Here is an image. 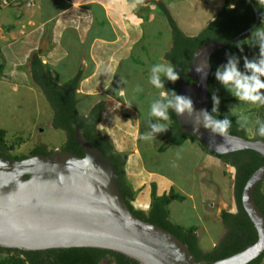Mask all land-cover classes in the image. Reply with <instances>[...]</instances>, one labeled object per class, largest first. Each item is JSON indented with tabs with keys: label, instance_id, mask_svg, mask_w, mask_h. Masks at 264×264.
<instances>
[{
	"label": "water",
	"instance_id": "obj_1",
	"mask_svg": "<svg viewBox=\"0 0 264 264\" xmlns=\"http://www.w3.org/2000/svg\"><path fill=\"white\" fill-rule=\"evenodd\" d=\"M253 25L222 43L212 41L193 52L180 79L177 93L188 95L196 110L207 109L208 75L201 80L197 70L210 64L217 51L250 33ZM192 82L185 84V78ZM208 110V109H207ZM174 113V112H173ZM179 129L194 136L213 155L250 150L264 157V141L229 135L212 137L201 127L195 131L185 117L174 113ZM75 143L84 156L60 151L21 160L0 156V248L20 251L91 248L111 251L136 264H199L187 246L171 233L137 219L126 205L111 162L88 142L77 127ZM264 181V166L247 180L241 205L257 233V241L243 251L210 264H248L264 251V215L253 193Z\"/></svg>",
	"mask_w": 264,
	"mask_h": 264
},
{
	"label": "rangeland",
	"instance_id": "obj_2",
	"mask_svg": "<svg viewBox=\"0 0 264 264\" xmlns=\"http://www.w3.org/2000/svg\"><path fill=\"white\" fill-rule=\"evenodd\" d=\"M20 1L22 2L23 9L11 8L10 4L3 6L4 9L2 8L0 13V21L3 20L4 23H10L13 17H18V13H25L31 10L25 6V0ZM46 1L48 2V0H36V3H47ZM119 2V6L124 7L125 11L128 9L127 11L131 12L129 10L133 11L137 8L133 14L135 17H137L136 12L138 15L140 14V17H137V19L139 18V24L137 26H133L130 24L129 20H125L126 27H121L122 30L119 32L118 42L108 46L112 48H104V46L100 44L102 48L94 46L93 49L90 50L87 49L88 43H85L86 39L84 44H80L75 43L69 37L67 38V52H69V55L71 57L75 54L82 55L85 60L82 64L81 61L76 64L75 58L71 60L70 56H68V58L64 57L66 51H64V48H60L57 51V55L54 56L52 62H50V67L52 66V68L50 69L48 67L47 69L48 72L51 73L54 82L58 83V85H63V83L73 78L77 73L81 74V79L78 82L75 93L76 91L79 92L77 93L78 97L81 95L79 101H85L88 97L87 108L91 109L96 101H101L105 104L104 114L101 116L107 121L104 120L105 123L101 124L102 130L110 134L117 133V131L122 130V125L118 123V118H121L122 121H131L130 117H133L138 121L139 117L137 116V112L140 111V114L142 113L143 116V121L141 123L142 130L139 132L142 134L147 130L150 104L154 99L158 98L159 92L163 91L162 89H156L149 83L150 68L156 63L165 61L164 54L171 44L169 28L167 25L165 27L166 21L156 10L157 5H164L181 31L187 36H193L215 19V16L224 5L225 0H132V2L129 0H122ZM236 3L237 0H229V7H235ZM36 6L37 5L34 4V9ZM57 6L60 7L61 5ZM44 14H46V11ZM145 15L147 19L148 16H150V21H148V19L147 22L143 19ZM74 16L78 17L80 15H73L72 12H69L67 19H71ZM135 17H133V19H135ZM140 20H142V22H140ZM84 25L85 23L83 22L81 27ZM142 27H144L143 30ZM46 30L47 29L44 28L42 29L43 35L46 33ZM69 35H71V33H69ZM53 46L54 43L51 49L44 43L34 51H42L44 49L43 51H47L46 54H48L54 50ZM147 46H150L151 53L147 51ZM116 48L120 49V53L116 51ZM34 51L26 56L28 59L27 61L30 60V55ZM156 52L159 54L158 56H154ZM128 54H131V58H129L131 60H123ZM44 55H42L43 58L41 57V59L48 61L49 58L47 59ZM21 56L24 55L21 54ZM143 58H145V60ZM119 60H122L121 64ZM27 61V64L18 67L21 68V75L13 71L16 70L17 66H13L10 63V65L6 66L0 73V129L4 130L6 133L5 140L7 144L13 147L9 154L13 156L24 155L29 157L30 151L38 145H44L49 152H60L65 143L66 136L64 132L53 127L52 109L50 108L46 95L42 94L32 81L29 75L30 72L28 73L29 62ZM88 61L95 63L99 61L100 69H98V71L101 72L100 78H103L102 81L99 79V76H96L95 80H90L88 79L89 77L82 78V72L79 70L80 67L87 72V74L95 71V65L93 63L90 65ZM0 62L5 65L4 58H2ZM116 62H119L120 66L115 65ZM117 67L118 74L116 75ZM146 68L149 69L146 70ZM106 70L107 74L110 76L107 88L105 87V81L108 79L105 75ZM25 71L27 73H25ZM142 71L143 74L141 73ZM114 72L116 79L111 82V74L114 75ZM166 83L167 80H164L165 85ZM218 84L220 83L218 82ZM98 85L100 87H97ZM137 87L142 88L143 91L137 92ZM113 92H115L114 95ZM118 97L125 98V100H121ZM123 102H127L128 106L130 108L132 107L135 111L125 109L123 107L125 106ZM87 108L81 105L77 107L80 114H83L85 111L84 109ZM98 132L101 136L107 138L109 136L100 131ZM131 133V127L128 125L127 134L131 135ZM168 134L170 135L168 131L159 134L157 139L151 141L150 144H159L161 139L166 138ZM128 138L131 139L132 136H128ZM140 144L142 147L143 145L145 147V144H148V142L140 140ZM168 144L169 143H166V145ZM142 155L143 158L147 160L148 167L151 168L152 171H158L170 177L169 183L171 185L185 188L188 185L190 187V183L196 181V184H194L195 186L202 184L207 193L208 190L213 192L211 194L206 193L203 199L205 200L203 206L206 208L204 211L200 209V214L203 216H200L202 223L198 225V239H200L201 242L205 241L202 237L204 236L211 244H216L222 239L225 230L220 222L221 213H229L234 209L233 207L235 205L233 194L234 170L229 165H224L220 160H218L219 163L218 161L211 164L199 163L198 155L188 148V146H169L163 155H156L155 149L152 151L146 146ZM175 189L176 191H180L177 188ZM262 190L264 192V186ZM178 202L181 201L171 200L168 206L169 218L171 221L186 227L194 225L196 222L194 216L195 211H189L187 204H178ZM135 209L143 212H147L148 210L147 207ZM198 212L199 210L197 209L196 213ZM217 226L218 230L215 228ZM262 264H264V260Z\"/></svg>",
	"mask_w": 264,
	"mask_h": 264
},
{
	"label": "trees",
	"instance_id": "obj_3",
	"mask_svg": "<svg viewBox=\"0 0 264 264\" xmlns=\"http://www.w3.org/2000/svg\"><path fill=\"white\" fill-rule=\"evenodd\" d=\"M251 4L254 5L258 12V25L252 32L243 35L237 41L217 51L209 59L211 69L207 82V109L211 112L213 107L211 97L213 91H215L221 100L219 106V119L225 118L227 115L226 111L228 109V105L235 100V97L224 96V92L221 91L222 88L217 87V89L214 86V73L218 66L227 62L226 53L253 56V53L251 52L252 50L247 48L245 42L247 37L250 36L255 29L264 26V5H259L258 0H237L236 6L230 9L229 0H225L224 5L215 16V19L212 22H209L193 36H187L181 31L179 26L176 25L173 18L169 15L164 5L160 4L156 7V10L166 21L171 38L170 47L164 54V60L170 61L173 65H175L182 78L190 65L193 52L196 49L212 41H220L224 43L253 25L255 17ZM135 9L137 10V8ZM146 15L143 16L145 21L147 20ZM44 54L45 52L43 50H36L30 55V60L28 61L31 73L30 77L41 93L46 95L50 108L53 112V127L64 132L66 136V140L61 151L70 152L79 157L84 156L82 149L75 143L74 140V130L75 127H77L79 133L111 162L116 172L120 193L130 212L137 219L155 225L174 235L187 246L192 256H194L195 261L199 264H210L218 260L225 259L243 251L245 248L253 245L257 241L256 230L242 208L241 194L244 185L251 175L257 169L264 166L263 156L250 150L237 151L219 156L213 155L194 136L181 132L174 113L170 112L171 119L168 121L170 136L160 147V152H163L167 148L166 143H169V146H180L183 142L189 140L197 143L208 155L217 158L222 163L224 162L230 164L235 168L233 190L238 210L235 214L222 213L220 222H222L221 225L222 227L224 226L225 230L223 238L220 239L214 247L210 249H203L200 246L198 236L196 235L197 227H184L182 225L175 224L170 220L168 205L171 200L182 201L183 199L172 190L167 194L158 196L156 193L155 183H151L150 204L147 212L133 208L131 202L134 200V191L128 184L125 176V159L121 154L114 150L111 141L107 137L101 136L97 130V125L100 121L102 113L105 110V104L99 101L91 107L86 115L80 114L77 109L79 99L75 95V90L78 86L79 80L81 79V74L77 73L73 78L63 83V85H58L54 82L47 67L42 63L41 57ZM0 60H2L1 52ZM3 68L4 65L0 62V73ZM179 81L176 83L167 81L165 91L177 92ZM184 82L185 84H189L192 80L189 77H186ZM260 110H262L264 114V109L260 108L257 109V113L259 114V112H261ZM259 115L261 116V114ZM229 119L233 124V127L230 130V135L238 136L243 139L264 141V138H261L256 134H254L252 138H248L245 131L239 130L237 122L231 118ZM5 135V131L0 129V156L13 160L27 158V156L24 155L13 156L9 154L13 147L7 144ZM51 154H53V152L47 151L44 145H38L30 151L29 157L35 155L49 156ZM263 185L264 181L258 184L255 188L253 199L256 206L264 215V192L262 193L260 191V188ZM1 250L8 252L13 251L9 249ZM16 252H18L16 255L24 253L26 254V257L31 255V258L42 254V252L38 251L24 252L17 250ZM48 252H51L56 257V262L54 264H136V262L124 257L123 255L100 249H53ZM263 260L264 251L259 257L248 264H262ZM27 261H29V264H34L31 259ZM27 261L26 259L23 260L18 256L4 259L0 257V264H27Z\"/></svg>",
	"mask_w": 264,
	"mask_h": 264
},
{
	"label": "crops",
	"instance_id": "obj_4",
	"mask_svg": "<svg viewBox=\"0 0 264 264\" xmlns=\"http://www.w3.org/2000/svg\"><path fill=\"white\" fill-rule=\"evenodd\" d=\"M119 1H122V0H48V2L46 1L47 3L37 4L36 0H34V3L37 5L35 9L33 7V9L29 8L31 9L29 10V12L20 13V14L18 13V17L17 18L13 17L10 23L9 22L4 23L3 20L0 21V52L2 54V58L5 59V65L3 69H5V67L10 64L13 66L16 65L17 68L16 70H13V71L14 72L16 71L17 74L21 75L22 74V72L20 71L21 68H18V67H22L25 64H27L26 63V61L28 60L26 58L27 55H29L36 48L38 49L39 46H41L44 43L49 48H51V46L54 43L53 51L49 52L48 50L49 52L48 54H46V51H44L46 54L44 56H46L47 59L49 58V60L46 61V60L41 59L42 63L47 68L49 67L51 69L52 66L50 67V62H52V58H54V56L57 55L58 49L64 48V51H66V55L64 57L68 58V56H70L69 52H67L68 50L67 38L69 37L75 43H80V44L81 43L84 44L85 39H86L85 43H88L87 49H90V50H92L94 46H99L100 48H102L100 44L104 46V48H112L108 46L114 45V43L118 42L119 32L122 30L121 27L123 26L126 27L125 20H129L130 24H132L133 26L135 25L137 26L139 24V18L137 19V17H140V16L137 14V12H136L137 17L133 16L136 10H133V11L129 10L131 12H128L127 11L128 9H127L125 11L124 7L119 6L120 4ZM130 1L132 2V0ZM57 5H61V6L59 7ZM10 7L14 9L15 8L23 9L22 4L19 1L16 2V4L15 3L11 4ZM231 8H234V6H230V9ZM1 11L2 9L0 10V13ZM45 11H46V14H44ZM69 12H72L73 15L78 14L80 16L78 17L74 16L71 19H67ZM133 17H135V19H133ZM148 19L147 20L150 21V16H148ZM83 22L85 23V25L81 27ZM140 22H142V20H140ZM165 27H166V24H165ZM43 28L47 29L44 35L42 33ZM143 29L144 27H142V30ZM69 33H71V35H69ZM251 37H252V34L247 37L245 43H246L247 48H250L252 50L251 52L253 53V56H247V57L249 59H252L254 57L258 58L259 48L258 46L253 45L254 40H252ZM119 50L120 49L116 48V51H118V53H120ZM147 51L151 53L150 46H147ZM21 54H23L24 56H21ZM156 54L154 56L159 55L157 52ZM235 55L240 58V69L241 71H243L244 70L243 58L246 55H242V54H235ZM73 58H75L76 64H78L79 61H81V64H82V62L85 60L82 55L75 54L72 57L70 56L71 60ZM129 58H131V54L130 55L128 54V56L124 57L123 60H131ZM143 59L145 60V58ZM55 60H56V57H55ZM119 62L121 64L122 60L121 61L119 60ZM119 62H116L115 65L120 66ZM88 63L90 65H92V63L95 65V71L93 73L91 72L90 74H87V72H85L80 67L79 70H81L82 72V78L89 77L88 79L95 80L96 76H99V79L102 81L103 78L102 79L100 78L101 72L98 71V69H100L99 61L98 63L88 61ZM116 69H117L116 71V75H117L118 67ZM148 69L146 68V70ZM29 72H30V66L28 65V73ZM25 73L27 72L25 71ZM141 73L143 74V71ZM29 75H31V73H29ZM116 75H115V72H114V75L111 74V78H112L111 82H113L114 79H116ZM103 77H104V74H103ZM214 86L216 88L217 87L222 88L221 91H223L225 95L232 96V94L228 90H226L223 87V85L218 84L216 79L214 80ZM97 87H100V86L98 85ZM115 92H113V95L115 94ZM77 93L79 92L76 91L75 95L78 97ZM80 97H78V99H80ZM118 98H120L121 100H125V98H121V97H118ZM97 102L99 101H96V103ZM123 103L125 104V106H123L125 109H128V110L131 109L130 111L134 110L132 107L130 108L128 106L127 102H123ZM87 104H88V97L86 98L85 101L80 100L78 103V106L81 105L82 107L87 108L86 107ZM230 107H239L237 110L238 113L239 111H243L244 114L248 115L253 121L258 117L264 118L263 117L264 114L262 110H260L261 112H259L261 116L257 113L258 108L264 109V107H256V106H252L248 104H240V101L235 98V100L228 105L226 116L228 118L233 119L236 122H237V117L234 115H230ZM84 110L85 111L83 112V114L86 115L89 112L90 108H87ZM102 116L97 125V130L100 131L101 133H105L107 136L109 135L108 138L110 139L114 147V150L117 153L121 154L123 158L125 159V166H124L125 176H126L128 184L134 191V200L131 202L133 208L138 209L141 207H147L148 209V206L150 204L151 183H155L156 193L158 196L162 194H167L172 190L175 194L183 198L181 202H178V204H187L189 211L191 210L195 211L194 216L196 218V222L194 225H191V226L197 227V230H198V225L202 223L201 217L203 216L200 214V209L201 211L202 210L204 211V209L206 208V207L204 208L203 206L204 201H205L203 199L207 193L205 191L204 186L202 184L195 186L194 184H196V181L191 182L190 187L189 185L185 188L183 187L181 188L180 186H176V185L173 186L169 183L170 177L161 172L152 171V169L148 167L147 160L144 159L142 155V152H144V149L146 146L149 147L150 150L152 151L155 149L156 155L165 154V152L167 151L169 147V144L167 145V148L163 152H160L159 149L163 145V143L169 138L170 135L168 134L166 138H162L159 144L157 145L148 143V144H145V147L143 145L144 147L143 148L142 145L140 144L141 134L139 132L142 130L141 123L143 121V116H142V113L140 114V111L137 112V116L139 117L138 121L133 117L132 118L130 117L131 121H125V120L122 121L121 118H118L119 120L118 123L122 125L121 126L122 130L117 131V133H113V134L107 133L105 130L101 129L102 127L101 124L105 123L104 120H106V119H103ZM128 125L131 127V131H132L131 135L127 134ZM168 127H169V124H168ZM245 133L248 138H252L254 136V134L248 133L247 131H245ZM128 136H132V138L129 139ZM184 146H188V148L193 150L198 155V159L200 161L199 163H210L211 164L213 162L218 161L217 158H214L208 155L206 152H204V150L195 142L186 140L180 146H176V147H184ZM175 188H177L180 191H176ZM210 191L211 190H208L207 194L213 193L212 191L211 192ZM197 209L199 210L198 213H196ZM215 228L216 230H218V226ZM196 235L199 237L197 231H196ZM202 237L204 238L205 241L201 242L199 239V244L203 249H210L216 245V244H211V242L207 240V238H205L204 236Z\"/></svg>",
	"mask_w": 264,
	"mask_h": 264
},
{
	"label": "clouds",
	"instance_id": "obj_5",
	"mask_svg": "<svg viewBox=\"0 0 264 264\" xmlns=\"http://www.w3.org/2000/svg\"><path fill=\"white\" fill-rule=\"evenodd\" d=\"M18 1L22 4L20 0H12L9 4ZM258 4L264 5V0H258ZM251 39L254 40L253 45L259 48L258 58L249 59L245 56L243 58L244 70L241 71L240 58L232 53H226L227 62L218 66L214 75L215 79L240 101V104L264 107V27L255 29ZM209 68L210 64L208 63L205 69L197 70L202 81L207 78ZM105 75L108 77L105 81L107 88L110 79L107 70ZM180 78V72L170 61L156 63L150 68L149 83L163 91H160L158 98L150 104L147 130L141 134L140 139L150 143L157 139L159 134L166 133L169 130L167 122L171 119L170 112H174L179 117L186 116L195 131H200L203 127L212 137H222L225 140L230 135L233 124L227 116L223 119L218 118L221 103L219 96L213 91L211 112L207 109L196 110L190 96L181 95L175 91H165L164 80L176 83ZM136 91L142 92L143 89L137 87ZM238 108L230 107V113L237 117L239 130L264 138V118L258 117L253 121L243 111L238 113Z\"/></svg>",
	"mask_w": 264,
	"mask_h": 264
},
{
	"label": "flooded vegetation",
	"instance_id": "obj_6",
	"mask_svg": "<svg viewBox=\"0 0 264 264\" xmlns=\"http://www.w3.org/2000/svg\"><path fill=\"white\" fill-rule=\"evenodd\" d=\"M223 164L224 165H229L234 170L233 175H235V168L234 167H232L230 164H227V163H224V162H223ZM263 186H261V188H260V191L262 193H263V190H262ZM233 194H234V192H233ZM234 203H235V205L233 207L234 211L232 210L228 214H235L237 212L238 209H237V204H236V201H235V197H234ZM222 213H226V212H222ZM222 213H221V215H222ZM16 251L17 250H13L12 252H8V251H4V250L0 249V257L2 259H4V258H8V257L18 256L19 258H21L23 260L26 259V261L31 259L34 264H54L56 262V257L51 252H48L50 250L38 251V252H42V254H39V256H33V258H31V255L29 257H26V254H24V253H19V255H16V254H18V252H16ZM18 251H20V250H18ZM24 252H35V251H24ZM27 264H29V261H27Z\"/></svg>",
	"mask_w": 264,
	"mask_h": 264
},
{
	"label": "built area",
	"instance_id": "obj_7",
	"mask_svg": "<svg viewBox=\"0 0 264 264\" xmlns=\"http://www.w3.org/2000/svg\"><path fill=\"white\" fill-rule=\"evenodd\" d=\"M10 1L12 0H0V9H2L3 6L8 5ZM25 6L27 8H32L34 6L33 0H27Z\"/></svg>",
	"mask_w": 264,
	"mask_h": 264
}]
</instances>
